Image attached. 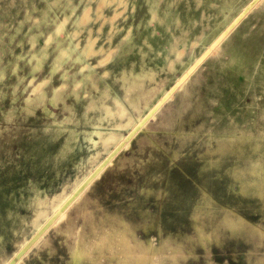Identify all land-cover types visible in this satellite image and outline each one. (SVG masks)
I'll return each instance as SVG.
<instances>
[{
    "label": "rangeland",
    "instance_id": "374dc122",
    "mask_svg": "<svg viewBox=\"0 0 264 264\" xmlns=\"http://www.w3.org/2000/svg\"><path fill=\"white\" fill-rule=\"evenodd\" d=\"M0 264H264V0H0Z\"/></svg>",
    "mask_w": 264,
    "mask_h": 264
},
{
    "label": "bare ground",
    "instance_id": "6f19581e",
    "mask_svg": "<svg viewBox=\"0 0 264 264\" xmlns=\"http://www.w3.org/2000/svg\"><path fill=\"white\" fill-rule=\"evenodd\" d=\"M251 3H252V2H251ZM135 130H136V129H135ZM79 188H80V187H79ZM77 192H78V191H77ZM73 196H74V195H73ZM70 199H71V197H70ZM70 199H69V200H70ZM67 202H68V201H67ZM64 204H65V203H64ZM63 206H64V205H63ZM63 206H62V208H63ZM60 210H61V208H60Z\"/></svg>",
    "mask_w": 264,
    "mask_h": 264
}]
</instances>
